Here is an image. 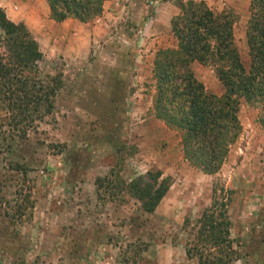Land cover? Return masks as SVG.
Returning <instances> with one entry per match:
<instances>
[{"label":"rangeland","instance_id":"1","mask_svg":"<svg viewBox=\"0 0 264 264\" xmlns=\"http://www.w3.org/2000/svg\"><path fill=\"white\" fill-rule=\"evenodd\" d=\"M204 2L238 17L234 36L246 59L249 0ZM178 4L105 0L93 19L54 24L41 19L46 0H0L7 17L37 40L41 75L57 89L51 111L26 134L0 126V264H264L258 110L241 100L239 133L211 174L184 158L179 132L153 112L152 62L159 48L176 43L170 19ZM191 69L209 93L223 91L212 66L194 61ZM148 169L171 177L152 212L122 189ZM222 186L229 241L202 260L187 249L201 237L199 217ZM222 253L228 261L216 262Z\"/></svg>","mask_w":264,"mask_h":264},{"label":"trees","instance_id":"2","mask_svg":"<svg viewBox=\"0 0 264 264\" xmlns=\"http://www.w3.org/2000/svg\"><path fill=\"white\" fill-rule=\"evenodd\" d=\"M104 1L46 0L49 15L56 21L93 19L101 13ZM178 6V14L170 19L176 43L159 48L152 62L153 112L179 132L184 158L211 174L220 168L239 133L237 112L242 99L258 110L264 126V0H249L246 59L235 41L238 17L232 11L214 12L204 0H179ZM42 59L39 44L26 25L9 19L0 7V103L4 110L0 126L8 125L19 136L53 107L57 89L52 78L41 75ZM194 61L213 67L223 85L220 94L209 93L197 79L191 69ZM170 185L169 175L148 169L126 181L122 189L137 198L144 211L152 212ZM228 201V191L222 186L199 217L205 221L201 237L187 252L193 248L194 255L205 260L216 246L222 249L229 241ZM220 256L215 259L218 263L229 259L226 253Z\"/></svg>","mask_w":264,"mask_h":264},{"label":"crops","instance_id":"3","mask_svg":"<svg viewBox=\"0 0 264 264\" xmlns=\"http://www.w3.org/2000/svg\"><path fill=\"white\" fill-rule=\"evenodd\" d=\"M26 1V0H25ZM40 12H41V19H47V20H51L52 22H54V24L56 23V22H58V21H56V20H53V19H51L50 17H49V7H47L46 5H43L42 6V8H40ZM177 11H176V9H174L172 12H171V14H174V13H176ZM25 22H28L26 19H25ZM64 22H66V19H64V20H62V21H60L59 23H62V24H64ZM56 26V25H55ZM65 27L67 26V25H64Z\"/></svg>","mask_w":264,"mask_h":264}]
</instances>
